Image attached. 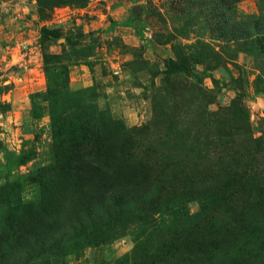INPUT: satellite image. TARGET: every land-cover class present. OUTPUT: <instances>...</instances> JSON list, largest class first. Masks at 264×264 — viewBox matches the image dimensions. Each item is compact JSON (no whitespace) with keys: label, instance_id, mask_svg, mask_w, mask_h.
Instances as JSON below:
<instances>
[{"label":"rangeland","instance_id":"1","mask_svg":"<svg viewBox=\"0 0 264 264\" xmlns=\"http://www.w3.org/2000/svg\"><path fill=\"white\" fill-rule=\"evenodd\" d=\"M216 8L221 17L264 21V0ZM207 9L206 0H0V187H9L0 200V250L20 256L16 264H158L164 255L178 264L193 232L219 226L228 197L247 208L253 181L264 185V59L239 38L219 37ZM95 140L105 156L113 147L149 152V189L159 186L165 205L140 209L130 199L118 212L92 215L74 239L24 259L25 228L6 223L8 206L36 204L31 175L53 162L57 145L87 150ZM242 180L252 190L246 200ZM46 196L49 210L38 204L54 220L51 230L77 233L81 210ZM209 204L220 206L219 216L205 217ZM257 214L252 228L264 223L263 207ZM253 230L264 241L263 225Z\"/></svg>","mask_w":264,"mask_h":264},{"label":"trees","instance_id":"2","mask_svg":"<svg viewBox=\"0 0 264 264\" xmlns=\"http://www.w3.org/2000/svg\"><path fill=\"white\" fill-rule=\"evenodd\" d=\"M237 1L206 0L208 7L206 20L210 22L219 37H224L227 40L239 38L247 45V53L253 55L258 61L264 59V21H257V17L251 20H234L228 16H218V12L215 14L218 4H221L225 9L226 7L233 9ZM228 37L231 38L228 39ZM211 49L213 48L211 47ZM259 67L261 70L259 76H263L261 63H259ZM76 129L78 136L81 131L78 126H76ZM58 130L61 133L62 129L58 128ZM95 142L94 148H88L87 150L79 148L78 144L57 145L54 150L53 162L39 167L31 175L32 182L40 188V195L35 199L36 204L34 205V199L25 202L17 200L15 204L8 206L6 223L11 226V222H14L17 226H24L25 228V235L20 236V239H24L26 242L22 246L24 259L51 252L52 249L57 248L67 239H74L75 235L78 236L85 231L88 223L92 220V215L100 217L103 211L118 212L121 208H125V204L131 202L130 199H132V202L128 206L136 205L140 209L149 205H158L163 201L165 205V198L160 197V187L158 186L154 191L149 189L153 181V169L146 161L145 156L149 152H145L142 157H137L130 146V149L122 147L114 149L113 147L109 156H105L104 154L108 149L103 148L102 143L96 140ZM124 146H127V144ZM102 158H109V160L103 162ZM164 164L166 167L170 166V164ZM171 169L174 170V174L183 175L184 178L190 176V181H192L193 176L184 174L178 166H171ZM205 180L208 181V179ZM213 181H216V179L209 180L210 183ZM220 183H223V181L220 180ZM229 183L234 184L236 182L234 180L231 182L230 180L225 181L226 185ZM238 183L240 186L243 184L244 194L242 193L241 197L246 200L248 196L244 197V195H249L252 190L247 188L246 181L242 180ZM15 184L17 185V183ZM212 184H217V182ZM132 186L135 187L133 191ZM8 188V185L0 187L1 201H5L8 197L2 194ZM175 188L178 189L177 186ZM195 188V184H193L192 189ZM253 189L255 195L250 199L245 209V202L238 203L237 197H228L227 208L223 211V216L221 215L222 220L219 221V226L215 230L209 227V229L193 232V240L190 241V252L183 254V256L178 255L177 263L256 264V259L264 260V241L253 235L255 231L253 229L258 230L262 225L264 227V223H258L256 225L258 228H252L254 227L253 224L249 226L251 218L258 215V207L264 209V185H261L260 181H253ZM134 191L137 193H134ZM54 193L59 195L60 199H63L57 202L60 208L64 205V200H68L70 205H75L81 210L82 216H78V218H83H77L76 222L79 223L77 224L78 232L74 235L69 232L70 230L67 227H59L56 231L51 230L50 226L55 224L54 220L47 221L46 212H42L39 208L38 202L48 211L49 206L47 205L48 198L46 195ZM225 199L226 197L222 200ZM32 203L33 205H31ZM212 203L219 204L218 200L217 202L212 200ZM219 207L215 208L212 204H209L207 208L204 207L205 217L218 215L217 212L221 211L218 210ZM238 207H241L242 212L237 214L238 219L235 221V212ZM241 245L248 246L246 256L239 255L236 250ZM253 251H256V253L252 254ZM158 252L159 254L164 253L163 248H160ZM15 259L10 258L5 251L0 250V264H16L20 260V256ZM155 261L158 264H170V261L173 260L167 261L164 255L162 258H155ZM146 263L152 264V258H148Z\"/></svg>","mask_w":264,"mask_h":264}]
</instances>
